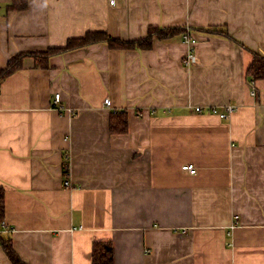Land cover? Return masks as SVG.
Returning <instances> with one entry per match:
<instances>
[{
    "label": "crops",
    "instance_id": "crops-1",
    "mask_svg": "<svg viewBox=\"0 0 264 264\" xmlns=\"http://www.w3.org/2000/svg\"><path fill=\"white\" fill-rule=\"evenodd\" d=\"M151 26L185 31L148 48L76 47L47 67L35 56L88 31L136 40ZM253 51L264 55V0H0V70L26 54L0 81V187L15 229L2 234L24 264H94L102 242L114 264H264ZM228 105L227 118L212 111ZM0 264H14L1 242Z\"/></svg>",
    "mask_w": 264,
    "mask_h": 264
},
{
    "label": "trees",
    "instance_id": "trees-1",
    "mask_svg": "<svg viewBox=\"0 0 264 264\" xmlns=\"http://www.w3.org/2000/svg\"><path fill=\"white\" fill-rule=\"evenodd\" d=\"M185 31L184 27H161V26H151L149 28V32L147 36L142 37L136 40H123L117 37H113L107 31L104 30H96V31H88L85 35L80 37L69 38L67 44L64 47H54L49 48L47 51L38 54L35 53V56L39 59L44 58V62L42 65L45 67L49 66L48 57L51 55L62 52L65 50H70L76 47L96 43V42H107L113 48H130V47H143L148 48L153 46L154 37H158L160 39H167L174 36L176 33H181ZM212 31H216V29H212ZM230 36V34H229ZM25 53L16 54L12 56L9 60L8 66L5 69L0 70V81L7 77L10 73L14 72L21 65L20 60ZM26 55V54H25ZM248 75L252 80L256 79H264V55L260 52L253 51V59L248 66L247 69ZM114 115H117L115 113ZM112 129L114 131H126V126L122 129L118 128V125H114ZM5 220V189L0 187V225ZM0 231V242L2 243L5 252L8 257L12 260L14 264H24L20 256L13 249L11 244V237L5 236ZM103 244H96L93 248V262L94 264H114L113 250L110 242H102Z\"/></svg>",
    "mask_w": 264,
    "mask_h": 264
},
{
    "label": "built area",
    "instance_id": "built-area-1",
    "mask_svg": "<svg viewBox=\"0 0 264 264\" xmlns=\"http://www.w3.org/2000/svg\"><path fill=\"white\" fill-rule=\"evenodd\" d=\"M109 2H110V4H115L116 0H109ZM183 38L185 39V41H189L192 44L196 41V39L194 37H192L188 32H186L183 35ZM195 60H196V55L193 52V50L191 49L188 52V54L186 55V57L184 58V61H185V63L189 64L191 62H194ZM54 97H55V100L54 101H55V104H56L57 102H59L60 97H61V94L59 92H57V93H55ZM105 101H106L107 104H109V105L111 104L110 98H106ZM233 110H234V107L233 106H227L225 108V110L222 111V112H219L217 108H213L212 111L214 113H218L220 117L225 118ZM182 167H183V169H186V170L191 171V172H194V171L196 172V170H197L194 163L184 164V166H182ZM64 184H65V186H71V181L69 179H66L64 181ZM1 229H2V231L8 232L7 231V224L6 223H3Z\"/></svg>",
    "mask_w": 264,
    "mask_h": 264
},
{
    "label": "bare ground",
    "instance_id": "bare-ground-1",
    "mask_svg": "<svg viewBox=\"0 0 264 264\" xmlns=\"http://www.w3.org/2000/svg\"><path fill=\"white\" fill-rule=\"evenodd\" d=\"M116 2H117V0H116ZM116 2H115V4H116ZM109 3H110V2H109ZM115 4H111V5H115ZM195 39H196V38H195ZM195 42H196V41H195ZM195 42H194V43H195ZM193 52H194V51H193ZM194 53H195V52H194ZM187 54H188V53H187ZM187 54H186V55H187ZM195 55H196V54H195ZM196 57H197V56H196ZM195 61H196V60H195ZM253 93H255V90H253ZM60 94H61V93H60ZM60 98H61V97H60ZM54 100H55V97H54ZM59 102H60V100H59ZM59 102H57L56 104H59ZM105 103H106V101H105ZM54 104H55V101H54ZM106 104H107V103H106ZM107 105H109V104H107ZM110 105H111V104H110ZM228 106H233V107H234V110L236 109L234 105H228ZM234 110H233V111H234ZM218 111H219V112H222V111H224V110H222V111H221V110H218ZM233 111H232V112H233ZM232 112H231V113H232ZM231 113H229V115H228L227 117H229V116L231 115ZM227 117H225V118H227ZM189 163H193V162H188V163H185V164H189ZM194 164H195V163H194ZM182 166H184V164H183ZM195 166H196V164H195ZM182 168H183V167H182ZM196 169H197V166H196ZM184 170H186V169H184ZM187 171H188V170H187ZM189 172H190V173H196L197 170H196V172H195V171H194V172L189 171ZM3 223H6L5 220H4V221L1 223V225H0V231H2L1 228H2ZM6 224H7V223H6ZM14 230H15V229H14L10 224H7V231H8V232H5V231H3V232H4V233H9V232L12 233Z\"/></svg>",
    "mask_w": 264,
    "mask_h": 264
},
{
    "label": "rangeland",
    "instance_id": "rangeland-1",
    "mask_svg": "<svg viewBox=\"0 0 264 264\" xmlns=\"http://www.w3.org/2000/svg\"><path fill=\"white\" fill-rule=\"evenodd\" d=\"M252 83L254 84L255 83V80H252Z\"/></svg>",
    "mask_w": 264,
    "mask_h": 264
}]
</instances>
